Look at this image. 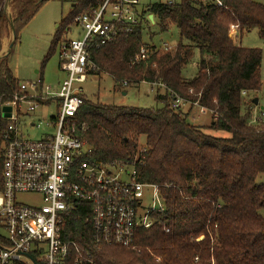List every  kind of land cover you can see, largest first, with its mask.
Listing matches in <instances>:
<instances>
[{
  "label": "trees",
  "instance_id": "1",
  "mask_svg": "<svg viewBox=\"0 0 264 264\" xmlns=\"http://www.w3.org/2000/svg\"><path fill=\"white\" fill-rule=\"evenodd\" d=\"M7 1L0 0V31L9 24L3 10ZM45 1L12 0L13 43ZM221 1L219 8L187 0L140 2L137 25L90 51L91 75L108 74L118 88L123 83L165 88L156 95L159 107L150 109L105 105L84 96L75 118L76 135L91 151L88 160L133 164L138 181L157 186L165 211L151 228L137 230L127 247L96 246L83 213H71L63 236L73 246L63 264H264V184L258 182L264 175V127L249 124L254 105L248 98L262 86V51L235 42L236 34L252 30L264 41V5ZM103 2L72 5L55 30L46 60L60 41L68 43L62 38L74 18L91 14ZM151 26L160 33L177 29L172 51H156ZM144 34L150 42H143ZM141 47L146 58L135 61ZM195 51L196 73L185 79L182 70ZM10 54L0 59L1 101L12 99L19 82L8 67ZM171 94L208 112L210 124L191 125L183 111L171 107Z\"/></svg>",
  "mask_w": 264,
  "mask_h": 264
},
{
  "label": "built area",
  "instance_id": "2",
  "mask_svg": "<svg viewBox=\"0 0 264 264\" xmlns=\"http://www.w3.org/2000/svg\"><path fill=\"white\" fill-rule=\"evenodd\" d=\"M187 1L222 7L221 0ZM139 3L104 0L91 14L76 16L73 24L83 35L61 45L59 69L64 77L60 83L50 87L39 78L29 84L19 81L12 99L0 100V264H26L22 259L30 264H63L73 246L65 240L63 228L76 211L90 225L96 246L121 247L129 246L137 230L151 228L165 211L157 186L138 181L133 164L89 161L90 148L76 135L75 118L85 96L82 86L95 68L90 51L137 25ZM173 48L164 43L156 51L167 53ZM146 52L141 47L135 61L145 60ZM171 97L175 111L194 106L206 112L197 104ZM51 106L55 113L48 124L53 133L30 139L25 134L29 114ZM5 107L10 108L7 119L1 116ZM249 124L264 127V115L253 119L250 114ZM29 127L35 128L34 123ZM22 194L38 195L40 205L20 204L16 198Z\"/></svg>",
  "mask_w": 264,
  "mask_h": 264
},
{
  "label": "rangeland",
  "instance_id": "3",
  "mask_svg": "<svg viewBox=\"0 0 264 264\" xmlns=\"http://www.w3.org/2000/svg\"><path fill=\"white\" fill-rule=\"evenodd\" d=\"M77 0H47L43 3L32 19L18 32L17 40L13 43V34L9 28V24H5L0 31L2 39V47L0 57H3L12 42L11 54L7 60L8 67L18 79V81L29 84L34 83L38 78L41 79L45 86L53 87L63 79V74L59 70V52L62 45L60 41L55 48V52L47 60V54L50 49L53 36L61 19L66 17L72 5ZM154 3L158 0H140L141 3ZM264 5V0H254ZM5 8V7H4ZM4 10V9H3ZM16 8L12 0L7 4L6 17L10 20L14 18ZM151 33L155 36L151 39L157 47L164 43L175 46L179 40L178 31L171 26L165 33H160L156 26H151ZM82 31L76 26H71L69 31L64 33L63 40H71L81 38ZM143 42L148 43V35L143 36ZM235 42L244 47L258 48L262 51L261 60V82L262 86L259 92L249 95L250 100H257V106L251 109V117L261 118L264 115V41L259 39L256 30L244 32L241 36L235 35ZM199 60V54L194 52V56L190 63L182 70V77L191 79L196 73V65ZM83 91L87 99L91 102H99L105 105L150 109L159 107L156 103V95H162L164 89L161 86L140 83L136 86H128L118 88L114 79L105 73H99L95 76H88L83 84ZM125 93V96L123 94ZM4 109L1 110V116L4 119L9 117ZM54 107H39L29 114L26 123V136L30 139H38L43 135L53 133V129L49 127L48 120L54 116ZM184 113L187 115V121L194 126L206 127L210 124L211 118L208 112L200 113L197 107H185ZM33 122L34 127H29ZM219 138L226 137L224 133L207 132ZM144 138L140 137L139 145H142ZM258 182L264 184V175L259 176ZM16 200L23 205L36 206L40 205V197L38 195L22 194L18 195ZM264 215V211H261ZM22 262L28 263L22 259Z\"/></svg>",
  "mask_w": 264,
  "mask_h": 264
},
{
  "label": "water",
  "instance_id": "4",
  "mask_svg": "<svg viewBox=\"0 0 264 264\" xmlns=\"http://www.w3.org/2000/svg\"><path fill=\"white\" fill-rule=\"evenodd\" d=\"M9 1H10V0H8V1L6 2V4H5V8H4V12H5V13H6V10H7V4L9 3ZM149 19L152 20V16H149ZM9 28H10L12 34H13V39H14V28H13L12 19H11L10 22H9ZM11 48H12V42H11L10 45L8 46V49H7L6 54H5L3 57H0V59L6 57L7 54L10 52ZM252 104H253L254 106H257V100H256V99L252 100ZM3 109H4V111H6V113L10 112V108H8V107H5V108H3Z\"/></svg>",
  "mask_w": 264,
  "mask_h": 264
},
{
  "label": "crops",
  "instance_id": "5",
  "mask_svg": "<svg viewBox=\"0 0 264 264\" xmlns=\"http://www.w3.org/2000/svg\"><path fill=\"white\" fill-rule=\"evenodd\" d=\"M0 41H1V47H2V39H1V37H0ZM60 70V69H59ZM61 72V71H60ZM62 73V72H61ZM63 74V73H62ZM89 76H91V75H89ZM92 76H94V75H92ZM63 77H64V74H63ZM95 77H96V75H95ZM16 78V77H15ZM60 82H58L56 85H58ZM55 85V86H56ZM123 96H125V93L123 94Z\"/></svg>",
  "mask_w": 264,
  "mask_h": 264
}]
</instances>
